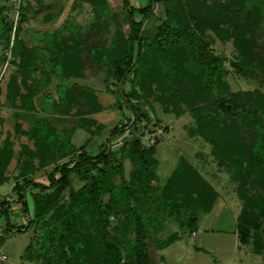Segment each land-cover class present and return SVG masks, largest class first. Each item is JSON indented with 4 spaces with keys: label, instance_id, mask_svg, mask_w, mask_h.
I'll return each mask as SVG.
<instances>
[{
    "label": "trees",
    "instance_id": "1",
    "mask_svg": "<svg viewBox=\"0 0 264 264\" xmlns=\"http://www.w3.org/2000/svg\"><path fill=\"white\" fill-rule=\"evenodd\" d=\"M198 1L207 7L210 19L230 28L229 38L237 41L241 53V58L233 62L236 69L245 75L258 77L264 84V57L255 49V40L247 35L249 21L245 19L246 16L254 17L253 9L256 16L264 21V0ZM160 3L167 5L169 19L155 13L154 5ZM175 6L176 0H149L142 7H135L130 0H123L124 20L130 25V35L124 46L119 43L120 30L113 36L111 44L103 47L104 41L99 39L90 43L93 34L87 36V33L79 29L77 33L80 35L74 37V40H70L72 36L60 35L58 46L52 43L49 58L40 49L33 50L28 58L19 54L22 41H15L13 58L16 60L20 56L17 62L19 68L9 78L6 99L13 106L24 110L28 116L37 111L44 95L42 91L53 83V70L58 73L61 81H69L70 77H84L88 67L87 58L90 56L86 57L84 53L86 38L91 47L100 41L98 52L93 53L90 59L100 69H104L105 80L120 83L124 79V82L129 80L135 85L144 70V64L150 63V68L163 82L175 109L182 102L193 105L200 100L216 110V120L224 125L226 131L222 135L230 148L229 158L225 157L221 162H226L238 182L237 192L242 202V210L237 218L239 232L249 235L251 229H259L261 223L257 220L264 215V153H257L253 145L255 141L259 142V136L264 135V95L260 100H252L251 93L247 91L241 92L240 96L233 95L224 79V57L210 50L208 43L189 21L183 22L182 18L172 13ZM135 12L141 18L137 19ZM152 15L158 18V23L152 35L145 37L140 32ZM241 17L242 21L239 22ZM12 24L6 22L0 29V43L4 47L10 43ZM217 29L222 30L221 27ZM53 32L57 34L60 31L55 29ZM46 60L51 65L47 73L43 67ZM65 87L62 86L63 92L59 94L58 101L52 104L53 110L62 112L63 107L72 108L79 95L82 97L79 101L81 108L85 107L89 112L101 109V104L88 88L84 89L77 82ZM121 94L133 107L123 88ZM29 117L35 120L27 130L34 139V148L23 145L26 164L41 167L54 164V168L49 175V185L31 180L26 182L39 189L31 194L33 213L26 199L25 184L19 188L16 183L14 185L23 212L29 217L27 224L17 229L31 227L35 232L33 242L23 255L26 259L35 260L41 255L46 258L44 264H155L148 248L149 224L153 214L173 218L180 226L192 225L197 221L199 212H209L215 205L216 190L213 187L201 190L198 181L205 180L186 160L183 168L171 176L164 190L154 196L156 145L143 147L139 138L128 143L127 153L134 163L129 178L120 160L116 168L104 170L97 176L92 175L91 181L83 190L74 193L68 204H59L62 193L70 186L73 167L82 162H87L89 166L96 165L95 161L109 162L111 151L107 148L95 156H87L83 150L79 158L59 163L66 155L74 152L71 132L66 131L62 136L47 116ZM91 122L82 119L81 125L90 129ZM2 123L3 118L0 117V136ZM118 132V129H114L111 135ZM12 143L10 134L0 143V183L8 179L4 172L13 152ZM250 145L254 146L251 150L248 148ZM219 146L216 144L217 150ZM235 148L240 150L234 151ZM252 154L256 156L251 158ZM89 170L86 168V171ZM105 196H108L107 200ZM145 197L153 198L152 210L145 208L142 202ZM6 201L2 200L0 205L7 216ZM114 219L117 222L114 223ZM38 223L40 231L36 228ZM33 224L36 226L33 227ZM178 237L177 231L171 232L161 246L171 244Z\"/></svg>",
    "mask_w": 264,
    "mask_h": 264
},
{
    "label": "rangeland",
    "instance_id": "2",
    "mask_svg": "<svg viewBox=\"0 0 264 264\" xmlns=\"http://www.w3.org/2000/svg\"><path fill=\"white\" fill-rule=\"evenodd\" d=\"M141 2L145 5L148 0H141ZM122 6L123 0H64L59 4L51 0L36 2L0 0V29L6 22L13 23L8 47L0 43V117L3 118L0 143L7 134H10L13 142V152L4 172L9 181L0 184V193L10 190L12 183L14 185L16 183L17 188L25 184L24 188L29 194L33 213L31 194L39 189L26 182L31 180L50 184L49 175L53 171L54 164L45 167L26 164L27 156L23 145L34 148V139L27 133L35 121L29 117L30 115L49 117L62 136L66 131L71 132L70 138L74 152L66 155L59 163L79 158L83 150L87 156H95L107 148L111 151L109 162L95 161L96 165L92 166L82 162L73 167L70 174V186L62 193L59 204H68L72 195L83 190L91 181L92 175L97 176L104 170L116 168L120 160L123 162L125 175L129 178L134 163L127 149L128 143L138 138L137 134L140 131L138 123L161 125L164 129L155 144L154 158L157 164L154 170L157 177L153 181L152 194L155 196L162 192L171 176L183 168V162L186 160L205 180V182L198 181V185L202 187L201 190H209V187L216 190L215 203H217L212 213L221 214L222 217L218 222L213 219L208 225L205 221L208 218L207 215L201 212L200 218L195 223L180 226L179 222L173 218L153 214L149 224L150 237L148 238V248L153 262L155 264H264V215L257 220L261 223L259 229H251L249 235L243 231H240V234L236 233L234 222L229 223L233 215L237 216L241 212L242 202L237 192L238 182L228 169L226 162H221L225 157L229 158L230 148L228 141L222 135L226 131L223 129L224 125L216 120V110L200 100L195 101L193 105L182 102L180 107L175 109L163 82L150 68V63L144 64V70L135 85L129 80L124 82V79L120 83L113 82L111 79L105 80L104 69H100L101 67L92 63L90 59L93 53L98 52L97 49L101 46L98 44L100 41L91 47L86 38L84 53L86 57L90 56L87 58L88 67L84 77H70L69 81H61L58 73L53 70L52 75L55 76L53 83L42 91L44 95L37 106V111L28 116L24 114L26 113L24 110L13 106L6 99L9 78L19 68L17 62L20 56L16 60L13 58L15 41H22L23 45L19 46V54L28 58L35 49H40L49 58L52 54V43L58 46L57 41L60 35L72 36L70 40H74V37L80 35L77 33L79 29L87 33V36L93 34L90 43L99 39L104 41L103 47L109 46L113 36L120 30L119 43L124 46L130 35V25L126 19L124 20ZM154 8L157 15L166 19L170 18L165 3L155 4ZM206 8L198 0H176L172 13L177 18H182L183 22L189 21L208 43L210 50L224 57V79L233 95L240 96L241 92L247 91L251 93L252 100H260L264 95V84L258 77L245 75L236 69L233 62L241 58L237 41L229 38L228 26L210 19ZM249 13L251 14L250 10ZM135 15L137 19L141 18L139 13L135 12ZM252 15L254 16L252 18L245 17L246 21H249L246 28L247 35L251 40H255V49L260 56L264 57V21L256 16L253 9ZM241 21L242 17L239 22ZM157 23L158 18L155 15L150 16L140 33L150 37ZM219 27L222 30L217 29ZM55 29L60 31L57 33L58 37L56 32H53ZM112 49L113 47L110 50ZM49 62L48 60L43 62V67L48 70H44L45 73L50 72ZM73 82L81 84L84 89L91 90L101 104V109H93L89 112L85 107L81 108L79 101L82 97L79 95L72 108L63 107L62 112L53 110L52 104L58 101L63 88ZM58 84L60 89L57 87ZM121 88L131 100L133 107L122 96ZM90 101L93 103L92 100ZM82 119L89 122L92 120V125L88 123L90 129L81 125ZM114 129H118L119 132L111 135ZM259 137V142L255 141L253 145L257 153L263 154L264 135ZM216 144L218 146L221 144L218 150ZM254 146L250 145L248 148L251 150ZM239 150L235 148L234 151ZM254 156L256 155L252 154L251 158ZM86 168L90 170L86 171ZM116 180L119 181V178ZM14 185L13 191H15ZM149 198H143L142 202L145 208L152 210L153 198ZM104 199L107 200L108 196ZM231 203L238 204L239 208ZM229 205H232V208ZM224 209L225 215L221 213ZM257 212L261 213L259 209ZM227 218L229 220L224 224ZM113 222H117L116 219ZM38 225L39 223L36 228ZM16 229L15 227L14 230L7 228L5 240L1 239L3 231L0 232V264H44L46 258L41 255L35 260L26 259L23 256L34 240L33 237L31 238L34 231L20 232ZM37 230L40 231L39 228ZM173 231L179 233L178 239L167 246H161L163 240ZM193 231L197 233L194 234ZM2 255L6 258H1Z\"/></svg>",
    "mask_w": 264,
    "mask_h": 264
},
{
    "label": "crops",
    "instance_id": "3",
    "mask_svg": "<svg viewBox=\"0 0 264 264\" xmlns=\"http://www.w3.org/2000/svg\"><path fill=\"white\" fill-rule=\"evenodd\" d=\"M33 2H36V1H39V0H32ZM54 1H57V3H55V4H59L60 2H63L64 0H51V2H54ZM148 2H149V0H148ZM131 3H132V5L133 6H135V7H142V6H145V5H142V2H141V0H131ZM148 4V3H147ZM59 23H60V21H59ZM56 29H57V27H55ZM7 181H9V180H6L5 182H7ZM5 182H3V183H0L1 185L2 184H4ZM14 185V183H12V185H11V189L10 190H8V191H4V192H1L0 193V202L2 201V200H7L6 202H5V206H7V212H8V214H7V216L4 214V211H3V209H2V207H1V205H0V232H2L3 233V235L1 236V239L2 240H5V238H7V231H6V229L8 228V229H12V230H14V227L15 228H17L18 226H20V225H24V224H27V221H28V216L27 215H25V213L23 212V206H22V203H21V201H19L18 200V194L16 193V191H13V186ZM26 199H27V201H28V204H29V208H30V211L32 212V209H31V201H30V198H29V194H26ZM217 203V202H216ZM216 203H215V205H216ZM233 206H235L236 208H239L238 207V204H235V203H231ZM215 205H214V207H215ZM232 205L230 206L231 208H232ZM213 207V208H214ZM213 208H212V210L211 211H209V212H202V213H204L205 215H207V217L208 218H206L205 219V221H207V223H208V225H209V222L210 221H213V219H215L216 220V222H218V220H220V218L222 217L221 216V214L220 215H215L214 213H212V211H213ZM223 208H221V210H222ZM226 209V208H225ZM225 209L221 212L223 215H225V213H226V211H225ZM220 210V211H221ZM235 212V211H234ZM200 215H201V212H199V217L198 218H200ZM239 215V214H238ZM238 215L236 216V215H233L234 217V219L233 218H231V220H230V222L229 223H233L234 222V231H236V233L238 232L239 234H240V232H239V226H238V220H237V218H238ZM7 217H8V220L9 221H7ZM236 217V218H235ZM224 218V217H223ZM228 220H229V218H227L226 220H225V223L224 224H226L227 222H228ZM10 224V225H9ZM5 225H6V227H5ZM230 226V225H229ZM16 230H18V229H16ZM18 231H20V232H22V231H26V232H29V231H33L32 230V228L31 227H29V229H24V230H18ZM193 233L195 234V233H197V231H193ZM34 235H35V233L34 232H32V236H31V238L33 237L34 238ZM33 242V241H32ZM1 258H6L5 257V255H2L1 256Z\"/></svg>",
    "mask_w": 264,
    "mask_h": 264
},
{
    "label": "built area",
    "instance_id": "4",
    "mask_svg": "<svg viewBox=\"0 0 264 264\" xmlns=\"http://www.w3.org/2000/svg\"><path fill=\"white\" fill-rule=\"evenodd\" d=\"M147 122L138 123L140 131L137 136L143 147L154 146L163 132L164 127L161 125L153 126L152 124L147 125Z\"/></svg>",
    "mask_w": 264,
    "mask_h": 264
}]
</instances>
